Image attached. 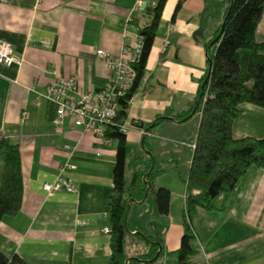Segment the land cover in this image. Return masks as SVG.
<instances>
[{"label":"crops","instance_id":"0c3cea01","mask_svg":"<svg viewBox=\"0 0 264 264\" xmlns=\"http://www.w3.org/2000/svg\"><path fill=\"white\" fill-rule=\"evenodd\" d=\"M178 1L164 4L143 78L124 120L135 124L126 133L129 231L124 253L137 257L148 252L142 236L153 234L163 250L155 262L135 264H175L185 181L200 120V111L193 107L207 70L206 44L228 7V0H181L172 19ZM154 4L0 0V40L9 42L21 59L20 64L0 63V132L19 149L23 179L19 211L0 220V248L6 255L16 253L28 264H109L110 237L104 230L117 142L83 135L69 118L55 124L56 105L41 94L57 75L76 77L73 97L101 90L108 70L95 49L117 54L122 43L137 41L139 29L151 20L147 9ZM256 39L264 40V9ZM239 108L233 137L264 138V108L248 102ZM65 144L72 148L69 163L74 168L63 175L75 190L48 193L43 184L53 182L68 159ZM135 169L151 170L155 186L170 191L167 215L157 213L152 193L142 201L131 199L127 186ZM191 227L196 250L192 264H264V168L250 166L230 192L213 200V209L198 208Z\"/></svg>","mask_w":264,"mask_h":264},{"label":"trees","instance_id":"16d2710c","mask_svg":"<svg viewBox=\"0 0 264 264\" xmlns=\"http://www.w3.org/2000/svg\"><path fill=\"white\" fill-rule=\"evenodd\" d=\"M166 0H155L147 9L151 20L139 29L143 45L135 65L136 78L121 108L107 125L105 137L116 140L115 163L112 169V188L107 200L110 237L109 264L153 263L162 253V241L157 235L143 237L149 251L137 257L124 253L128 202L124 199L126 188L125 160L126 134L120 131L127 113L128 100L138 88L144 75L155 31ZM181 6L179 0L173 17ZM264 9V0H228L224 18L215 36L218 38L207 50V70L201 80L197 98L200 111L195 134L193 155L185 181V206L183 233L176 249L175 264H192L196 254L191 242L194 231L191 219L198 208L213 209V200L230 192L246 170L254 165L264 168V138L232 135L233 121L240 115V104L248 102L264 108V40L256 39V29ZM223 27L221 29V26ZM207 82L202 86L204 79ZM160 119V118H159ZM139 125H136V127ZM148 130V129H147ZM137 159H134L135 163ZM148 173V174H147ZM134 170L128 184L132 200L142 201L149 193L154 196L159 215L168 214L170 191L153 183L154 172ZM20 153L17 146L0 132V220L15 215L21 206L23 194ZM139 236H141L139 234ZM0 264H28L18 254L6 255L0 248Z\"/></svg>","mask_w":264,"mask_h":264},{"label":"built area","instance_id":"2783aa9c","mask_svg":"<svg viewBox=\"0 0 264 264\" xmlns=\"http://www.w3.org/2000/svg\"><path fill=\"white\" fill-rule=\"evenodd\" d=\"M142 45V37L138 35L137 41L122 43L117 54H109L100 48L95 49L97 58L105 63L108 70L107 81L98 92L87 91L73 97L72 94L77 86L76 77L57 75L41 94L44 99L56 105V116L53 122L59 124L65 118H69L81 134L102 138L109 142L110 139L105 137L106 127L117 116L121 108L120 100L126 98L134 84L135 65L139 61ZM20 62L21 59L15 55L12 45L0 40V63L11 65L20 64ZM130 100L131 98L127 101L128 104ZM119 127L120 131L126 134L130 129L135 128V124L129 125L123 122ZM145 133L146 131H143V134ZM64 149L68 151V159L59 167L55 180L43 184V189L48 193L59 189H65L68 192L75 190L73 184L63 175L67 169L74 168L69 163L72 148L65 144ZM104 231L107 233L109 228H105Z\"/></svg>","mask_w":264,"mask_h":264},{"label":"water","instance_id":"95a60500","mask_svg":"<svg viewBox=\"0 0 264 264\" xmlns=\"http://www.w3.org/2000/svg\"><path fill=\"white\" fill-rule=\"evenodd\" d=\"M142 1H143V7H144L146 5V2L149 0H142ZM222 27H223V24L221 26V29H222ZM218 35L213 38V40L210 42L208 47H210L213 44V42L218 38ZM206 53H207V50H206ZM207 80H208V76H206V78L204 79L202 86L207 82ZM198 104H199V98H197L195 103H194L193 111L197 108ZM146 134H147V131L144 135H146Z\"/></svg>","mask_w":264,"mask_h":264},{"label":"rangeland","instance_id":"374dc122","mask_svg":"<svg viewBox=\"0 0 264 264\" xmlns=\"http://www.w3.org/2000/svg\"><path fill=\"white\" fill-rule=\"evenodd\" d=\"M125 245H126L125 248H126L127 251H130L131 253H134L135 250H134L132 247L128 246L126 243H125ZM132 249H133L134 251H133Z\"/></svg>","mask_w":264,"mask_h":264}]
</instances>
